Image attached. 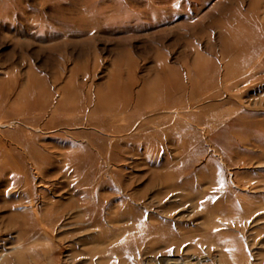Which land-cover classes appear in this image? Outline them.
<instances>
[{
	"label": "rangeland",
	"instance_id": "1",
	"mask_svg": "<svg viewBox=\"0 0 264 264\" xmlns=\"http://www.w3.org/2000/svg\"><path fill=\"white\" fill-rule=\"evenodd\" d=\"M259 44L264 0H0V264H264Z\"/></svg>",
	"mask_w": 264,
	"mask_h": 264
},
{
	"label": "bare ground",
	"instance_id": "2",
	"mask_svg": "<svg viewBox=\"0 0 264 264\" xmlns=\"http://www.w3.org/2000/svg\"><path fill=\"white\" fill-rule=\"evenodd\" d=\"M264 48V45L263 44H259L258 46H256L254 49H253V51H251L250 52V54L249 55H247V56H245V58H244V62H251V61H253L255 58H257L258 57V55L260 54V52L262 51V49ZM252 63V62H251ZM173 179H171V182H173L172 181ZM182 189V188H181ZM170 191V190H169ZM181 191V190H180ZM177 192V191H176ZM182 192V191H181ZM178 193L179 192H177V195H178ZM172 194V193H171ZM180 194V193H179ZM179 196H181V195H179ZM178 196V197H179ZM176 198V197H175ZM175 201H177V200H175ZM163 207V206H162ZM134 220V219H133ZM183 228V227H182ZM179 230H180V227H179ZM183 230V229H182ZM181 232V231H180ZM141 234H143V233H141V231H140V235ZM157 237V236H156ZM162 237V236H161ZM166 237V236H165ZM160 238V237H159ZM155 239H157V238H155ZM167 239V238H166ZM144 240H146V239H144ZM158 240V239H157ZM159 240H161V239H159ZM186 241V240H185ZM137 242H139V241H137ZM192 245V244H191ZM141 246V245H140ZM123 247V246H122ZM128 247V246H127ZM129 249H132V248H129ZM159 249V248H158ZM128 250V249H127ZM139 250H141V249H139ZM155 250V249H154ZM165 250V249H164ZM122 251V250H121ZM131 251V250H130ZM130 251H128V252H130ZM153 251V250H152ZM112 252H115L114 250L112 251ZM133 252H131V254H132ZM154 253V252H153ZM193 261H196L197 263L196 264H201L204 260L203 259H199V258H194L193 259ZM153 262V261H152ZM191 262H192V260H191ZM149 263H151V261L149 262ZM159 264H183V263H181L178 259H169V258H166V259H164V260H162ZM190 264V263H189Z\"/></svg>",
	"mask_w": 264,
	"mask_h": 264
}]
</instances>
